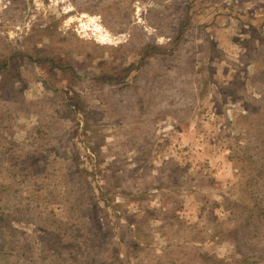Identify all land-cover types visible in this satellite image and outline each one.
I'll return each mask as SVG.
<instances>
[{
    "label": "rangeland",
    "instance_id": "374dc122",
    "mask_svg": "<svg viewBox=\"0 0 264 264\" xmlns=\"http://www.w3.org/2000/svg\"><path fill=\"white\" fill-rule=\"evenodd\" d=\"M235 2L0 0V264H264V11Z\"/></svg>",
    "mask_w": 264,
    "mask_h": 264
},
{
    "label": "crops",
    "instance_id": "0c3cea01",
    "mask_svg": "<svg viewBox=\"0 0 264 264\" xmlns=\"http://www.w3.org/2000/svg\"><path fill=\"white\" fill-rule=\"evenodd\" d=\"M224 1L225 3H229V0H221ZM237 4H234L233 6L238 7V8H243L245 11H248L251 15H259L261 10L264 11V0H236ZM232 7V6H229ZM254 9V13H253ZM244 12V11H243ZM244 14H246L244 12Z\"/></svg>",
    "mask_w": 264,
    "mask_h": 264
}]
</instances>
